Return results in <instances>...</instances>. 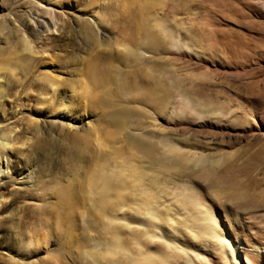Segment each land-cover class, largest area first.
I'll return each mask as SVG.
<instances>
[{
    "label": "rangeland",
    "instance_id": "rangeland-1",
    "mask_svg": "<svg viewBox=\"0 0 264 264\" xmlns=\"http://www.w3.org/2000/svg\"><path fill=\"white\" fill-rule=\"evenodd\" d=\"M19 5L50 9L55 29L32 39L15 15ZM130 15L160 44L128 58L108 50L110 63L97 62L111 68L112 97H105L78 63L90 58L92 38L117 32ZM0 23L9 42L24 37L32 48L30 67L4 72L0 87V138L9 143L0 166V264H128L144 247L170 253L163 238L188 250L176 252L175 264H264V170L251 178L233 171L264 148V0H0ZM66 62L75 65L71 83L54 70ZM121 80L128 91L119 90ZM147 82L162 97L155 106L139 98ZM64 87L74 105L91 107L94 88L106 100L89 108L91 130L77 138L45 120ZM122 109L124 121L110 124ZM133 139L195 153L203 164L229 157L216 174L242 182L245 197L220 176L202 178L193 162L165 153L154 165L142 161ZM203 207L223 237L218 245L188 234L205 225ZM110 248L114 258L105 254Z\"/></svg>",
    "mask_w": 264,
    "mask_h": 264
},
{
    "label": "bare ground",
    "instance_id": "bare-ground-1",
    "mask_svg": "<svg viewBox=\"0 0 264 264\" xmlns=\"http://www.w3.org/2000/svg\"><path fill=\"white\" fill-rule=\"evenodd\" d=\"M14 12H15V15H16L18 21L25 28V30L31 35L32 39L35 38V37H39L41 33H46L48 31H52V30L55 29V26H56L55 21L53 19H50L49 17L45 16V14L51 15L50 9L49 10L46 9V10L43 11L44 13H40L39 10H37V9H35L33 7H27L26 5H19V6L16 7ZM137 15L139 17L141 16V14L139 15L138 13H137ZM130 16L131 17L125 18L126 20L128 19L127 22L125 21L126 24L122 25V22H123V20H122L121 25H120V29L117 32L112 33V35H108L106 33H98L99 39L97 37L92 38L93 39V42L91 43L92 48L89 50V55H88L90 58L88 57L89 59H87V60L81 59V60L84 61V63H78L79 65L83 64L82 66L78 67L79 68V73H83L84 76L86 75V79L88 78V80L90 81V84H92L93 87L97 86L96 87L97 89H98V87L101 88V89L103 88L104 90L102 89V93L101 94L103 96H105V97L106 96H111L112 97V92H111L112 90H109V88L106 87L107 86L106 83H108V81H106V83H105V80L108 79V78L105 77L107 75L106 73L108 71H111V68L109 67L110 70H108V71H107V69H101L102 68V64H101V67H100L99 64L97 65V62L99 63V61L102 58V59H104L106 61H109V63H110L112 57H111L110 53H107L108 50L110 51V50H114V49L118 48V49H120L122 51V54L126 58H128L130 56L132 57L133 53H135L136 50L137 51H145V50H148V49L149 50H156V49H158V46L160 44L157 41L158 39H154V38H152V36H150L151 34H149V32H147V30H146L148 28V26L146 27L145 24L142 23L143 21L139 19V17L137 18L135 15H133V16H135L136 18L132 17V15H130ZM142 17L143 16H141V19L144 18V17L143 18ZM145 23H147V22H145ZM3 30L4 29L0 28V87H1V82L4 80V76H3L4 72H5V74L6 73L8 74V72L9 73L11 72L10 70H13L15 68L18 69V70H21V71H25V70H27L30 67V64L32 63L31 62V55H30L31 54L30 52H31L32 48L30 49V47H31L30 42L28 43V41H26L24 39V37L20 38L17 41H14V43L13 42H9L8 41L9 38L7 39L6 33ZM153 36L155 37V35H153ZM109 39H111L109 44H104L106 42V40H109ZM11 41H13V40H11ZM105 47L107 48V50L103 49ZM101 51H105V53H104L105 56H103L105 58L102 57ZM136 53H135V55H136ZM74 66L72 65V63L66 62V63L62 64L61 67H57V66L54 67V70H56L59 75H62V76L64 75V77L62 78L61 81L71 83V79L70 78L71 77L73 78V77L76 76L74 74V69H73ZM108 66H110V64H108ZM135 69L136 68H134V70ZM142 77L143 76H141V79H142ZM136 78H139V77L136 76ZM141 79H140V81H142L144 78L142 80ZM149 79H151V77ZM140 81L138 82V84L143 86L144 85L143 83H145L144 81H146V80L144 79V81L142 83L143 85L140 83ZM126 82L123 83L122 80L120 81L119 90L121 92H125L128 89L129 85H128V83L126 84ZM64 84H65L66 87H68L66 83H64ZM134 84H135V82H134ZM134 84H133V86H134ZM152 84H154V83H152ZM158 84H160V82ZM114 85H113V87H114ZM157 85H155V88H157L156 87ZM160 86H162V85H160ZM160 86L158 85V87H160ZM136 87H138V85H136ZM96 88H94V89H96ZM130 88L133 89V87H130ZM163 88L161 90L164 91ZM94 89H92V90H94ZM92 90H91L90 95H89L90 96L89 97L90 98L89 99L90 103L88 102L89 105H91V107H87L86 108L85 105H80L79 106L78 104L77 105L75 104L76 105L75 106L73 103H71L73 101V98H74L73 95H72V90H68V88L64 87L63 90H61L58 93L57 99L52 102V110H50V111H48V113H46L48 116H47V119H45V120L47 121L49 119V120H52V121L56 122L57 124H53V125L57 126V128H59V129H62L70 137H74V138L79 137V134L81 132L88 131V129L91 128V127L88 128V126H87L88 122H89V120L91 118H93V116L94 117L96 116V115L93 114V112H91V110L89 108H93L94 106L99 107V105L100 106L104 105L103 101L104 102L106 101V100H103V98L101 97L102 95L100 96V94H99V96H98V95H96L94 93L95 91L93 92ZM129 90H131V89H129ZM156 90H154V86H152V85H150L148 83V84H145L144 93L142 94V92H141L142 95L140 97H139V94H136V95H138L139 98H141V99L145 100L146 102H148V103H150V104L155 106V104L160 103V101L162 100L161 99L162 97L160 98L157 95L156 96L155 95L152 96V94H154V91H156ZM141 91H142V89H141ZM86 92H87V90H86ZM138 92H140V91H138ZM158 92H159V90H158ZM166 93H168V92H165V94ZM0 94H1V91H0ZM167 95H165V96L167 97ZM163 99H164V97H163ZM119 111L116 112V113H113V115H110V119L108 117V119H109L108 121H109L110 124H114V126L118 125V124H121L122 118H120L121 117L120 115H123L125 110L122 109L120 112ZM108 121H107V123H108ZM122 121H124V120H122ZM48 123H50V121H48ZM45 124H47V123L45 122ZM64 135H65V133H64ZM67 135H65V136H67ZM129 143H131V146H132L133 150L136 152V156L138 154L139 155L138 157H141L142 161L146 160V161H148V163L151 164L152 163L151 162L152 158L155 155L165 153L166 157H168V158L170 156L171 157H175L179 161L186 162V164L189 163V162H193L194 165L192 167L197 166V165L199 166L198 170L201 172L202 178H210V177H214V175L215 176H220V178H218L219 182L223 183L224 181H229V183H233V185H234L233 186L234 187L233 190L236 189L234 191H236L237 194L241 195L242 197H245V193L244 192H240L241 190L243 191L245 189V187H244L242 182L235 181L231 177H228V179H227V178H224V175L222 176L221 174L220 175L216 174L218 169H216L215 167L217 166V164H219V163L222 164L226 160H228L229 157H227V156H222L219 160H214V161H211V162H207V164H203L202 163L203 162L202 161V157H197L195 153L193 154V153H190V152L180 151L176 147L175 148H170V149L164 151L161 147L159 148L157 145H154V144H151V143H146V142L139 141V140H136V139L130 140ZM256 143H258V142H256ZM7 144H9V143H6V140L4 138H0V166L3 163V158L5 156V152H6L7 148H8ZM129 146H130V144H129ZM133 150L131 152H133ZM158 161H160V160H158ZM135 162L137 163V161H135ZM155 162L158 163L157 160ZM160 163H161V161H160ZM150 164H148V165H150ZM152 164L154 165V163H152ZM136 165H138V163ZM142 165L143 164H141V166ZM141 166H139V167L137 166V167H135V169L134 168L131 169V172L134 173L135 175L143 174V169L144 168L141 167ZM155 166H153V167H155ZM181 166H182V164H181ZM153 167H152V169H153ZM145 168H147V167H145ZM162 168H163V166H162ZM231 169H233V168H231ZM263 170H264V148H261L258 151L249 153L248 157L245 159V161L243 163H241L238 167H235L233 169V171L235 172V175L237 174L238 176L240 175V176H244V177H247V178H251L252 176H254L256 174V172L258 173V172L263 171ZM222 171L226 172V168H224V170H222ZM149 172H152V171H149ZM116 174H118V172ZM154 174H156V173H154ZM154 174L152 173V177H153ZM147 175H149L148 172H147ZM119 176H120V174H119ZM130 177H131V175H130ZM116 178H115V180H116ZM119 178H121V177H119ZM119 178H117V179H119ZM100 182H101V180H100ZM107 183H109V182L107 181ZM118 184H120V181H118V183H116V185L115 184H113V185L117 186ZM104 185H107V184H104ZM108 187H109V185H108ZM112 188L114 189V187L111 186V190H113ZM105 189H106V186H105ZM230 189H231V187H230ZM233 190L231 191L232 192L231 195H234V194L236 195V193ZM120 192H116V194L120 193ZM113 193H115V192H113ZM120 195H121V193H120ZM113 197H115V195ZM119 197H120L119 199H122L119 202H121V201L125 202L126 201L125 199H126L127 196L125 197L124 195L123 196L121 195ZM130 198H132V197H130ZM134 198L132 200H134ZM145 198L146 197H144V200H145ZM114 199H116V197ZM117 200L115 202H118ZM244 200H245V198H244ZM127 201H129V200H127ZM129 202H131V200ZM135 202H136V200H135ZM145 206H147V205H145ZM150 207L151 206H149L148 208H150ZM202 209H204V207ZM208 211L209 210L206 207H205L204 211L202 210V213L204 212L205 214H207L205 219H204L205 220V225H203L202 227L199 226L195 231L189 230L188 234H190V236L193 239H195V240H201V241H204V242L214 241L215 244L218 245V244H220V242L221 243L223 242V239H222L223 237L221 236L222 237L221 238L218 235L217 230L215 229V227L212 226L214 224V220H213V218L211 217V214ZM147 217H149V216H147ZM143 222H145V221H143ZM157 227L158 226L156 225V228ZM194 228H195V226H193V229ZM149 230L150 229H147L148 236H146V237H148V238L152 237V235L150 234ZM152 232H153V230H152ZM161 234H163V233H161ZM165 234H167V233H165ZM155 236H157V235H155ZM162 236H164V234L161 235V237ZM168 236H169V234H168ZM161 237H159V238H161ZM169 238H171V237H169ZM164 239L165 238H163V242H162L163 243L162 246H164L163 249L166 248V250L167 249L170 250L171 251L170 253L168 251L165 252L163 250H158V249L153 251V252H149L150 250L147 251V249L144 247L143 251L139 250L140 252H139L137 258L133 262H129L128 264H175L174 261L177 258V253L176 252L179 251L182 254H187L188 250H186L183 247H180L179 245H177L173 241L174 240L173 238H171V239H173L171 241H167L166 239H165L166 240L165 241ZM147 243L148 242H146L145 244L146 245L150 244V243H148V244ZM155 243H153V244H155ZM156 245H157V243L155 244V246ZM143 246H145V245H143ZM143 246H142V248H143ZM222 248H224V247H222ZM153 249H154V247H153ZM105 254H106L107 258H109V257L114 258L115 255H116V252H115L114 249L110 248V249L107 250V252ZM108 261H109V259H108ZM107 264H120V263L118 261H112L111 263L108 262Z\"/></svg>",
    "mask_w": 264,
    "mask_h": 264
}]
</instances>
